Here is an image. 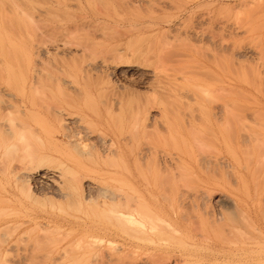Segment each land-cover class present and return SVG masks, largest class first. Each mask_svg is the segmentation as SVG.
Listing matches in <instances>:
<instances>
[{"label":"rangeland","instance_id":"1","mask_svg":"<svg viewBox=\"0 0 264 264\" xmlns=\"http://www.w3.org/2000/svg\"><path fill=\"white\" fill-rule=\"evenodd\" d=\"M44 1L0 47V264H261L264 130L209 119L263 126L264 0Z\"/></svg>","mask_w":264,"mask_h":264},{"label":"bare ground","instance_id":"2","mask_svg":"<svg viewBox=\"0 0 264 264\" xmlns=\"http://www.w3.org/2000/svg\"><path fill=\"white\" fill-rule=\"evenodd\" d=\"M23 1L24 0H21V2L23 3ZM40 1V0H39ZM42 2L44 1V0H41ZM45 1H47V0H45ZM45 1H44V3H45ZM64 1V0H63ZM81 1V0H80ZM20 2V3H21ZM29 2V1H28ZM38 2V1H37ZM36 2V3H37ZM110 2V1H109ZM17 3H19V0H0V47H1V49H2V52L4 51V49L3 48H5V52H7V50H6V48H8L9 46L11 47V48H13L12 46H15L13 49L15 50V48H16V44H14V41H12L11 40V38H13L12 37V30L16 33V34H18V32H17V30L14 28V26L12 25V19L13 20H15L14 18L16 17L15 15H18V13H20V14H24L25 15V10L23 11V13L21 12L22 10H23V8L21 9L19 6H17V5H19V4H17ZM22 3H21V5H22ZM32 3V2H31ZM66 3H67V1H66ZM72 3V2H71ZM15 4V5H14ZM40 4V3H39ZM68 4V3H67ZM23 5H24V7H26V6H28L26 3H23ZM26 5V6H25ZM35 5V4H34ZM40 5H42V4H40ZM69 5H70V3H69ZM16 6L18 7L17 9L19 10V9H21V10H19V12H18V10H16ZM29 7V6H28ZM36 9H38V8H36ZM41 8H39L38 10H40ZM35 11V10H34ZM41 11V10H40ZM43 11V10H42ZM41 11V12H42ZM54 11H55V9H54ZM39 12V11H38ZM44 12V11H43ZM41 14V13H40ZM44 14H46V13H44ZM49 14V13H48ZM95 14V13H94ZM23 15V16H24ZM31 15H32V13H31ZM34 15V14H33ZM62 15V14H61ZM37 16V15H36ZM36 16H35V18H36ZM64 16V15H63ZM25 17H27V14H26V16ZM28 17L30 18V16L28 15ZM27 17V18H28ZM48 17V16H47ZM66 17V16H65ZM34 18V17H33ZM34 18V19H35ZM37 18H38V16H37ZM36 18V19H37ZM48 18H50V17H48ZM36 19H35V21H36ZM38 20V19H37ZM42 21H44L43 19L41 20V22ZM56 21V20H55ZM58 22L60 21V20H57ZM15 22H17L16 20H15ZM18 22L19 23H21L20 22V20L18 19ZM33 22V21H32ZM39 23H40V21H39ZM87 23V22H86ZM14 24H16V23H14ZM22 24V23H21ZM84 24V23H83ZM90 24H92V23H90ZM27 25V24H26ZM85 25V24H84ZM83 25V26H84ZM100 25V24H99ZM17 26V25H16ZM20 26V25H19ZM22 26V25H21ZM27 26H29V25H27ZM26 26V27H27ZM34 26H35V24H34ZM45 26V25H44ZM80 27L81 28V30L84 28V27ZM23 27V26H22ZM30 27V26H29ZM38 27V26H37ZM42 25H41V28H40V30L42 29ZM52 27V26H51ZM56 27V26H55ZM57 27H59V26H57ZM39 28V27H38ZM62 28V27H61ZM90 28H92V27H90ZM94 28H96V27H94ZM23 29V28H22ZM27 29H28V27H27ZM36 29V28H35ZM84 29H86V28H84ZM83 29V30H84ZM89 29V28H88ZM87 29V30H88ZM101 29V28H100ZM29 30V29H28ZM91 30V29H90ZM23 30H21V32H22ZM46 31V30H45ZM75 31H76V29H75ZM68 32V31H67ZM84 32H85V30H84ZM88 32V31H87ZM14 33V36L16 35ZM24 33V32H23ZM16 37V36H15ZM9 52V51H8ZM8 52H7V55H8ZM15 52H16V50H15ZM4 55H5V53H3ZM11 54V53H10ZM3 55V56H4ZM7 55H6V57H7ZM13 55L11 54L10 55V57H12ZM21 57V56H20ZM8 58V57H7ZM11 60V59H10ZM12 61H14L13 60V57H12ZM11 61V62H12ZM2 64V63H1ZM13 64V63H12ZM1 66V65H0ZM13 69V68H12ZM14 74V73H13ZM10 79V78H9ZM234 100V99H233ZM238 101V100H237ZM229 103V102H228ZM227 103V104H228ZM231 103V102H230ZM233 103V102H232ZM239 104V103H238ZM230 105V104H229ZM228 105V106H229ZM232 105V104H231ZM233 105H234V103H233ZM232 105V106H233ZM240 106L239 107H242L241 106V101H240V104H239ZM231 106V107H232ZM235 106V105H234ZM222 107H224V106H222ZM228 108V107H227ZM234 108V107H233ZM249 109V108H248ZM236 110V109H235ZM243 110V109H242ZM241 110V111H242ZM258 111V110H257ZM256 111V112H257ZM221 112V111H220ZM254 112V114H255V111H253ZM253 112H249V113H253ZM258 112H260V110L258 111ZM221 113H223V112H221ZM264 113V112H263ZM256 114H259V113H256ZM250 115V114H249ZM253 115V114H252ZM206 116H209V115H206ZM257 116V115H256ZM256 116H253V117H251L252 119H254V120H258V118H262V117H260V116H262V114H260V116L258 117H256ZM249 116H247V115H245V116H242V115H240V114H236V113H234L233 111H225V113H223V114H219V111H218V113L217 112H215V114L211 117V119H209V125L211 126V125H214V126H216V129L218 130V132L220 133V134H222L224 137L227 135L228 136V134H229V136L231 137V135L233 136V133L231 134V132H233V131H236V129H245V133H247L248 135H252L253 134V132H256V134H255V136L257 135V133H260V132H257V130L256 129H258L259 131H261V132H263V128H264V120H261L262 122H263V126H261L260 124V126L258 125V126H256V128L255 127H253V126H251V123L253 122L252 121V119L250 118ZM263 117H264V115H263ZM264 119V118H263ZM260 120V119H259ZM256 121H255V123H256ZM261 122V123H262ZM257 124V123H256ZM196 125V124H195ZM204 127H207V129L205 128V131L206 130H208V129H210V127H208V126H205L204 125ZM193 129V128H192ZM195 129V128H194ZM249 129V130H248ZM242 130H239V131H242ZM247 130V131H246ZM194 131V130H193ZM250 131H253V132H250ZM209 133H210V131H209ZM213 133V132H212ZM212 133H210L211 135H212ZM243 133H244V130H243ZM242 132H241V134H243ZM215 134V133H214ZM214 134H213V137H214ZM263 134V133H262ZM210 135V136H211ZM260 135H261V133H260ZM259 134H258V138H259V136H260ZM193 136V135H192ZM210 136L208 137V138H210ZM223 136H221V137H223ZM249 136V137H250ZM254 136V134H253V136L251 137V138H253V137H255ZM206 137V138H207ZM237 137V136H236ZM257 137V136H256ZM256 137L255 138H253V142L256 140ZM261 137H263L262 135L260 136V138ZM214 138H216V137H214ZM245 138V137H244ZM258 139V141L257 142H259L261 145L263 144L262 143V141H261V139H263V138H261V139ZM210 139H212V138H210ZM217 139V138H216ZM242 139V138H241ZM251 140V139H250ZM261 142H260V141ZM210 141H213V140H210ZM263 141H264V139H263ZM257 142L255 141L254 142V145H255V143L257 144ZM248 143V142H247ZM250 143V142H249ZM258 143V144H259ZM213 145H214V143H212ZM259 144V145H260ZM241 145H243L241 148H242V150H244V146L246 145V144H241ZM251 146H252V144H250ZM249 145V147H251ZM208 146H211V145H208ZM220 147H221V145H220ZM229 147V146H228ZM246 147H248V145L246 146ZM208 148V147H207ZM209 149V148H208ZM213 149V148H212ZM241 150V153L242 154H244L245 152H246V149L244 150V152ZM255 150H257V149H255ZM261 150H263V149H261ZM193 151V150H192ZM215 151V150H214ZM248 151V150H247ZM254 151V150H253ZM207 152H211V151H208L207 150ZM232 152V157L236 160V161H239V157H238V155H237V153H236V151H234V150H232L231 151ZM260 154H259V156H258V158H260L261 157V154H263V153H261L262 151H258ZM257 152V153H258ZM264 152V151H263ZM204 154H205V152H203ZM202 153V154H203ZM211 153H213V150H212V152ZM215 153V152H214ZM246 153H248V152H246ZM251 152L249 151V155H251L250 154ZM255 153V152H254ZM211 155V154H210ZM246 154H244L243 156H245ZM253 155V154H252ZM251 155V156H252ZM263 156H264V154L262 155V158L261 159H263L264 160V158H263ZM253 157V156H252ZM207 159V158H206ZM225 159V158H224ZM246 159V158H245ZM244 159V160H245ZM247 159H249V161H250V163L252 164V160H250L251 158L249 157V158H247ZM253 159V158H252ZM256 160H257V157L255 158ZM214 160H215V158H214ZM214 160H213V162H214ZM221 160V159H220ZM219 160V161H220ZM206 161V160H205ZM224 161H226V159L224 160ZM248 161V162H249ZM39 162H41V161H39ZM203 163H204V161H202ZM207 162H208V159H207ZM213 162H211L212 164H213ZM218 162V161H217ZM223 162V161H222ZM245 163V162H244ZM250 163H249V168H251V166H250ZM215 164H216V162H215ZM260 164V163H259ZM201 165H203V164H201ZM205 165V164H204ZM210 165L211 164H209V168H211L210 167ZM221 165V164H220ZM211 166H213V165H211ZM256 166V165H255ZM260 166V165H259ZM207 167V166H206ZM217 167V166H216ZM215 167V165L213 166V169H215L216 168ZM47 168V167H46ZM222 168V167H221ZM224 168V167H223ZM248 168V169H249ZM225 169V168H224ZM227 169V168H226ZM244 170L245 169H247V168H245V166H244V168H243ZM257 169V171L259 170V168H256ZM218 170V169H217ZM223 169H221V171H222ZM250 170V169H249ZM205 171V170H204ZM213 171V173H214V170H211V172ZM227 171H228V169H227ZM226 171V172H227ZM253 171L256 173V170L254 169V167H253ZM253 171H251V173L253 172ZM190 172V171H189ZM207 172V171H206ZM225 172V173H226ZM264 172V171H263ZM210 173V172H209ZM259 173H260V171H259ZM207 174V173H206ZM258 173H256V175H257ZM259 175V174H258ZM191 176V175H190ZM210 176H211V174H210ZM216 176V175H215ZM215 176H213V177H215ZM254 176V175H253ZM229 177V176H228ZM257 177V176H256ZM264 177V176H263ZM20 180V179H19ZM261 180V179H260ZM255 181V180H254ZM19 182V181H18ZM21 182H24V180H22ZM242 182V185H244L243 184V181H241ZM261 182V181H260ZM253 183V182H252ZM23 184V183H22ZM255 184H257V183H255ZM232 185V184H231ZM23 186V185H22ZM21 186V187H22ZM254 186H257V185H254ZM25 187V186H24ZM264 187V186H263ZM20 188V187H19ZM26 188V187H25ZM22 189H23V187H22ZM254 190H255V188H254ZM246 191V190H245ZM28 192H31L30 191V188L28 189ZM259 192H261L260 190H259ZM264 192V191H263ZM256 193V192H255ZM262 193V192H261ZM32 195V194H31ZM256 195V194H255ZM260 195V194H259ZM262 195V194H261ZM227 197V196H226ZM260 197V196H259ZM255 199V198H254ZM230 200V199H229ZM210 201V200H209ZM232 201V200H231ZM221 202H223V201H221ZM232 202H234V201H232ZM231 202V203H232ZM262 202V201H261ZM224 204H225V202H223ZM229 204V203H228ZM234 204V203H233ZM263 204V203H262ZM232 205V204H231ZM236 205V204H235ZM262 206V205H261ZM230 207H232V206H229V208ZM233 208H235L234 206H233ZM264 208V207H263ZM237 209V208H236ZM238 210V209H237ZM241 211V210H240ZM263 211V210H262ZM224 212V211H223ZM226 212V211H225ZM231 212H233V211H231ZM230 212V213H231ZM239 212V211H238ZM229 213V212H228ZM234 213V212H233ZM240 213V212H239ZM242 213V212H241ZM240 213V214H241ZM248 213V212H247ZM264 213V212H263ZM221 215V214H220ZM242 215V214H241ZM241 215H238V216H241ZM243 215H245V213H243ZM138 217L140 216V214L139 215H137ZM216 216V215H215ZM222 216V215H221ZM120 217V218H119ZM119 219L120 220H124L125 222H126V224H128V227L130 226V227H133L132 229H134V227L135 228H137V229H135V230H144L147 226H146V223L143 221L145 218L144 217H146V216H142L144 219L142 220V219H138V218H136L134 215H132V214H128V215H124V214H122L121 215V213H120V215H119ZM141 217V218H142ZM219 217V216H218ZM235 217V216H234ZM140 218V217H139ZM232 218V217H231ZM264 218V217H263ZM147 219V218H146ZM145 219V220H146ZM218 219H220V218H218ZM221 219H223L222 217H221ZM220 219V220H221ZM232 219H234V218H232ZM241 219V218H240ZM249 220L250 222H251V225L249 224H247L248 226H246V229L247 228H250L249 226H252L253 228H252V230L256 233V235H259V236H261L262 238H264V228H262L259 224H257V222H256V220H255V217L252 215V214H250L249 213V215L248 216H246V220ZM148 220V219H147ZM242 220V219H241ZM230 221H231V219H230ZM242 222V221H241ZM248 222V221H247ZM249 222V223H250ZM122 224L124 225V223L122 222ZM235 224V223H234ZM237 224V223H236ZM242 224V223H241ZM245 223L243 222V225H244ZM126 226V225H125ZM167 226V225H166ZM150 227H152V228H154V229H152V230H156V228L157 227H155V225H154V227L151 225ZM168 227V226H167ZM129 230H131L130 228H128ZM127 229V230H128ZM150 229V228H149ZM233 228H231V230H232ZM236 229V228H235ZM128 230V231H129ZM230 230V229H229ZM228 231V233L230 234V232H232V231ZM239 230H240V228H239ZM238 230V231H239ZM125 231H126V229H125ZM132 231V230H131ZM130 231V232H131ZM151 231V230H150ZM242 231V230H241ZM144 231H140V233H142V234H146L145 232L143 233ZM236 232V231H235ZM234 232V234L235 235H237V233H235ZM240 232V231H239ZM242 233H243V231H242ZM131 234V233H130ZM224 234H225V232H224ZM226 234H227V232H226ZM239 234V233H238ZM241 234V233H240ZM239 234V236L241 237V235ZM244 234H246L245 232H244ZM244 234H242V237L241 238H243L244 236V240H246V239H248V238H246V236H247V234L246 235H244ZM127 235V234H126ZM233 236V235H232ZM238 236V235H237ZM238 236V237H239ZM249 236V235H248ZM247 236V237H248ZM224 237V236H223ZM233 237H235V236H233ZM250 237V236H249ZM229 238V241L230 242H232V240H233V238H231L230 236L228 237ZM236 238V237H235ZM234 238V239H235ZM223 239V238H222ZM232 239V240H231ZM251 239V238H250ZM223 240H225V238L223 239ZM235 240H239L238 238H236ZM253 240V239H252ZM258 240V239H257ZM229 241H227V238H226V243L227 242H229ZM250 241V240H249ZM254 241H255V239H254ZM238 242H241L240 240L238 241ZM233 243V242H232ZM231 244V243H230ZM235 244V243H234ZM233 245V244H232ZM236 245V244H235ZM242 245V244H241ZM256 245H257V243H256ZM255 245V246H256ZM260 245V244H259ZM175 259V258H174ZM184 260V262H185V259H183ZM179 261V260H178ZM258 262L259 263H263L264 264V257H261L260 258V260H258ZM179 264V263H178Z\"/></svg>","mask_w":264,"mask_h":264}]
</instances>
